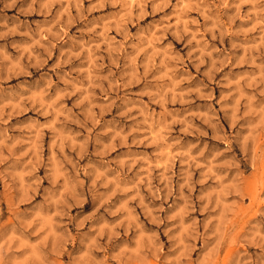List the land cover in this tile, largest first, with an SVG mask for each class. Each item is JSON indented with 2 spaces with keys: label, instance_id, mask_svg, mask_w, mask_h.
Here are the masks:
<instances>
[{
  "label": "rangeland",
  "instance_id": "rangeland-1",
  "mask_svg": "<svg viewBox=\"0 0 264 264\" xmlns=\"http://www.w3.org/2000/svg\"><path fill=\"white\" fill-rule=\"evenodd\" d=\"M0 264H264V0H0Z\"/></svg>",
  "mask_w": 264,
  "mask_h": 264
}]
</instances>
